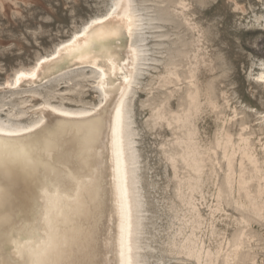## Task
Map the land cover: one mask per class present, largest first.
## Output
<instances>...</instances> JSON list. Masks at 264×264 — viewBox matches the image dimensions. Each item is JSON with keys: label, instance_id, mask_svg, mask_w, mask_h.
<instances>
[{"label": "rangeland", "instance_id": "obj_1", "mask_svg": "<svg viewBox=\"0 0 264 264\" xmlns=\"http://www.w3.org/2000/svg\"><path fill=\"white\" fill-rule=\"evenodd\" d=\"M112 0H0V125L91 106L92 67L5 85ZM264 0H131L132 264H264Z\"/></svg>", "mask_w": 264, "mask_h": 264}, {"label": "bare ground", "instance_id": "obj_2", "mask_svg": "<svg viewBox=\"0 0 264 264\" xmlns=\"http://www.w3.org/2000/svg\"><path fill=\"white\" fill-rule=\"evenodd\" d=\"M260 10L259 20L264 25V3ZM134 27L131 0H112L103 12L91 15L49 51L39 55L32 65L16 69L5 82L13 86L31 85L61 68L88 66L96 71L94 83L100 93V98L85 108L74 110L41 103L36 108L38 119L35 122L20 128L0 125L4 132L20 131L42 121L49 128L61 125L56 134L55 150L50 155L39 157L32 167L17 163L6 175L0 174V187L7 192L2 210L11 216L6 227L12 239L28 241L31 233L26 225L36 228L41 239L44 238L47 231L44 193L45 190L52 195L58 192L67 200L61 204L57 224L61 231L66 230L76 237L72 258L82 264H132L134 231L127 160L132 161L133 155H125L123 104L137 61L131 42ZM113 31L117 36L90 42L97 33ZM83 49L87 51L82 55L74 54ZM256 73L264 80V67ZM101 103L105 106L103 128L99 130L93 131L86 124L77 123L79 117L59 116V112H88ZM118 106L122 111L119 122L115 113ZM52 108L57 112L53 113ZM113 125L117 127L115 137L111 130ZM14 247L11 243L5 245V259L23 264L13 251Z\"/></svg>", "mask_w": 264, "mask_h": 264}, {"label": "snow or ice", "instance_id": "obj_3", "mask_svg": "<svg viewBox=\"0 0 264 264\" xmlns=\"http://www.w3.org/2000/svg\"><path fill=\"white\" fill-rule=\"evenodd\" d=\"M129 35H131L132 28L130 27ZM108 36H117L116 32L97 33L91 37L90 42L102 41ZM83 50H77L74 54L82 55ZM41 64L44 61H40ZM103 71V70H101ZM20 75H24L21 73ZM35 78V73L32 74ZM128 81H125L127 84ZM19 83V77H17ZM104 100L107 99L105 96ZM120 104H123L121 99ZM104 103L99 104L88 112L68 113L59 112L60 117H79L77 123L86 124L88 128L93 131L103 128L102 110ZM53 113L57 109L52 108ZM117 121L119 122L122 116L121 107L115 109ZM61 125H56L49 128L43 121L39 124H34L32 127L24 128L20 131L4 132L0 130V174L6 175L13 164L23 163L27 167H32L38 162V158L48 156L56 147V134ZM113 137L117 134V127H112ZM65 175H69L66 173ZM76 179L75 177H71ZM49 177L46 175L45 180ZM57 179H60L57 177ZM80 183L78 180L76 181ZM77 193L80 191L78 187ZM44 195L46 199V207L44 210V220L47 224V231L44 238L38 235V231L31 225L25 227L29 229L31 235L28 241H18L11 238V232L8 231L6 225L11 222V216L2 210L3 204L7 200V192L3 187H0V264H17V262L10 259H5L4 251L5 245H15L13 251L23 260V264H82V261L72 258L75 255L73 251L75 235H69L68 232L61 231L57 224V215L60 213L61 204L67 200V197L61 196L58 192L55 195L50 194L45 190ZM75 200V198H73ZM26 258V259H25Z\"/></svg>", "mask_w": 264, "mask_h": 264}]
</instances>
